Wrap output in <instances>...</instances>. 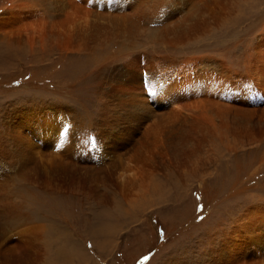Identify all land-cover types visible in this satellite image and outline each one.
Segmentation results:
<instances>
[{"label": "rangeland", "instance_id": "obj_1", "mask_svg": "<svg viewBox=\"0 0 264 264\" xmlns=\"http://www.w3.org/2000/svg\"><path fill=\"white\" fill-rule=\"evenodd\" d=\"M6 1L0 0L3 12ZM38 2V6H23L35 16L21 14L19 20H6L0 12V186L9 183L12 199L24 203L29 221L44 226H40V238L23 249L11 248L17 245L13 233L22 231V226L7 229L11 238L0 248V264H264L263 132L257 130L258 140L251 142L243 136L245 128L238 126L240 132L223 138L225 142L232 138L233 152L216 137L206 138L208 143L195 145L192 149L200 152L191 153L186 162L169 166L159 161L161 170L151 175L149 170V190L144 186L125 191L123 198L112 195L109 178H120L119 162L129 159L137 148L148 156L164 148L178 120L165 110L153 109L154 114L136 123L131 134H124L123 119L130 112L119 95L116 72L128 68L144 72L145 68L129 65L130 57L123 54L102 67L97 77L83 51L64 50L49 42V48L39 49L36 38L44 33L47 19L46 14H37ZM177 6L174 0L169 7ZM229 9L219 22L224 29L212 39L202 40L203 34L167 36L132 57L144 63L146 56L168 55L177 64L187 57L204 56L192 71L200 70L212 57L206 68H215L214 60H224L226 68L240 72L233 77H241L249 68L257 69L259 63L247 67L246 63L256 61L250 51L259 39L264 50V0H230ZM75 13L73 9L66 14L65 24L77 18ZM173 20L186 28L191 25L179 15ZM2 28L18 31L12 35L21 38L28 33L33 48L23 39L14 43L8 31L1 34ZM177 67L164 71L157 67L149 80L143 77L140 86L148 90L147 84L153 85L164 72L173 74ZM258 77L264 78V73ZM255 81L256 77L251 78L244 85L245 95L231 103L230 124L241 119L245 108L252 117L251 128L260 125L264 93ZM80 130L87 133L81 144L74 136ZM169 145L175 146L173 140ZM22 153L31 156L30 161L15 158ZM237 163L243 166L235 171ZM22 164L27 168L23 176ZM227 167L229 181L223 183ZM101 193L105 200L98 198ZM6 197L8 193L0 190V213L3 209L7 216L17 214L7 206ZM44 214L50 218L39 216ZM55 219L58 225L51 228Z\"/></svg>", "mask_w": 264, "mask_h": 264}, {"label": "bare ground", "instance_id": "obj_2", "mask_svg": "<svg viewBox=\"0 0 264 264\" xmlns=\"http://www.w3.org/2000/svg\"><path fill=\"white\" fill-rule=\"evenodd\" d=\"M37 1H39V11L37 10V14H46L45 17L47 19L44 33L41 37L36 38L39 42V49L49 48L47 47V43L49 42L52 45L54 43L56 46L62 47L64 50L72 48V50H76L77 52L83 51L85 52L87 66L89 65L91 68L92 75H96L97 77L102 74V67L108 66V63L115 61L123 54L130 57L129 65L136 63L140 65L137 67L145 68L144 72L142 69L131 72L129 68L116 72L117 77L115 82L121 85L119 95L124 100L125 109L130 112L129 118L123 119L126 122V125H123L124 134L128 131L131 134V131H134L136 123H142L154 114L153 109L165 110L172 118L178 120L174 135L168 136L167 145L164 148L161 147L149 156L137 148L132 150L129 159H123L124 161L119 162V166L123 168L122 172L120 171L121 173L117 176L120 178H115L116 176L109 178L110 189H113L112 195L117 194L123 198L126 195L125 191L135 190L139 187L143 188L144 186L148 189L149 187L146 184L151 172L161 170L160 168L163 167V164L173 166L176 162H186L191 153L200 152L198 149H192L195 145L204 142L208 143L206 138L216 137L223 145V148L233 152L234 147L229 141L232 138L230 139L229 137L227 142L223 138H228L230 134L233 135V131L238 132L240 130L238 126L245 128L243 136L251 142L252 140H258L255 136L257 130L264 134V122L262 119L264 117V107L261 109L262 116H258L260 125L257 127L251 128L252 117L245 108H242L241 119L233 120L232 124L229 123V113L234 109L231 103L241 99L245 95L244 85L250 83L251 78L256 77L255 83L260 86V91L264 93V78L258 77L259 74L264 73V50H260V39L253 47L254 50L250 51V56L253 55L256 61L246 63V67L249 66V63H259L257 69L251 67L248 69L249 72L245 71L243 76L236 78L233 75L238 76L240 72L231 71L226 68L224 60L213 59L216 63L214 66L217 68H206L212 57H206L208 62L202 65L198 71L192 70L203 60L204 56L187 57L184 60L181 59L182 61L180 60L181 62L179 61L177 64H173L168 55L164 57L146 56V62L143 60L144 63H138L136 55L132 57L138 50H142L143 47L152 46L150 43H154L155 41L166 40L167 36L198 38L203 34V40L212 39L214 33L219 35L224 29L220 27L219 22L223 15L228 13L230 0H176L179 6L174 9L169 7L170 3L174 0H7L4 12L3 9L0 12L3 13L2 17L6 20L10 17H13L15 21L19 20V18L21 19V14L35 16L36 12L32 9L31 12L30 10L26 12L23 10V6L30 3L38 6ZM186 5H189L190 8L185 7ZM73 9L76 10L75 14H77V18L71 24H65L67 20L65 18L68 17L66 14ZM231 9L232 6L229 11ZM176 15L191 21V25L186 28L184 23L174 21L173 17ZM69 20L71 19L69 18ZM28 23L30 22L28 21ZM0 27L3 26L0 24ZM6 31H8V34H10L9 38L14 43L20 42L23 39L30 49L33 48L30 44L31 36L28 33L21 38L19 35H12V33H17L18 31L11 32L10 29L6 30V28H2L1 34ZM11 37L16 38L12 39ZM168 66L178 67L173 74L168 75V73L164 72L153 85L147 84L148 90L142 88V85L140 86L143 77L149 80L157 67H160L164 71V68ZM150 103H153V105H150ZM240 104L243 103L240 102ZM153 128L158 127L154 126ZM73 133L72 135H74ZM75 134L74 136L79 144L87 137L85 131L80 130L75 132ZM189 139L191 140V145L187 147ZM65 140L62 139L63 143H65ZM172 140L175 146L169 145ZM58 146L60 145L58 144ZM189 149L191 150L188 151ZM29 157L31 156H27L25 153L15 156L19 162L21 160L30 161ZM206 163L209 162L207 161ZM242 166L243 164H234L235 171L242 169ZM75 167H78L77 169L80 168L79 166ZM26 169L25 164H22V176ZM209 169L211 170V168ZM149 170L150 175L148 173ZM229 170V167L224 170L226 175H223V183L229 181V177L226 178L230 175ZM137 181L138 186L136 184ZM231 188L229 187L230 190ZM157 189L156 186L153 192H157ZM225 189V187L224 189L221 188V191L224 192ZM0 190L8 193V197H6L7 206L10 209L15 208L21 211L14 210L17 214L7 216L3 213L4 210L2 209L3 212L0 213V248L4 247L11 238L7 229L16 228L18 227L17 225H21L22 231L19 228L18 233H13V235L17 236V245H12L11 248L22 247L23 249V247L31 245L34 239L38 240L40 238V232L43 229L40 226L44 225L35 223L34 220L29 221L28 213L23 212L26 208L24 203L12 199L14 195L9 187V183L0 186ZM112 195L108 201L111 200ZM6 198H3V205ZM98 198L104 199L105 194L101 193ZM39 216H42L44 219L50 218L49 215L45 216V214ZM5 218L7 220L2 222V219ZM56 222L57 219L50 224V227L53 228L54 225H58ZM28 257L26 256L29 261L30 258Z\"/></svg>", "mask_w": 264, "mask_h": 264}]
</instances>
